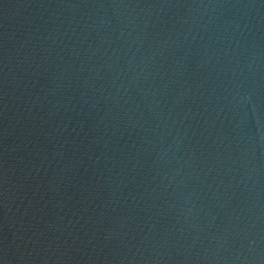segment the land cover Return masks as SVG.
I'll return each instance as SVG.
<instances>
[{"label": "water", "instance_id": "1", "mask_svg": "<svg viewBox=\"0 0 264 264\" xmlns=\"http://www.w3.org/2000/svg\"><path fill=\"white\" fill-rule=\"evenodd\" d=\"M0 264H264V0H0Z\"/></svg>", "mask_w": 264, "mask_h": 264}]
</instances>
